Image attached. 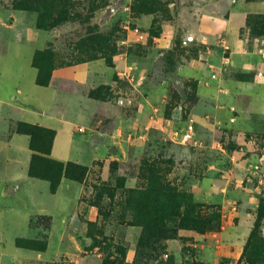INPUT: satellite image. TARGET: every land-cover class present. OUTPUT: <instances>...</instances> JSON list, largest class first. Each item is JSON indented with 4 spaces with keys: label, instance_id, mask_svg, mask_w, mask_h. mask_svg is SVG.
Returning <instances> with one entry per match:
<instances>
[{
    "label": "rangeland",
    "instance_id": "374dc122",
    "mask_svg": "<svg viewBox=\"0 0 264 264\" xmlns=\"http://www.w3.org/2000/svg\"><path fill=\"white\" fill-rule=\"evenodd\" d=\"M28 1L24 6L25 2L0 0V52L8 39L34 47L32 66L40 71L43 82L58 93L50 113L73 121L75 129L91 130L90 144L103 142L105 137L99 139L96 133L110 134L118 116L129 119L127 123L135 129L132 135L127 132L131 139L124 138L121 153L108 148L119 160L106 162L105 173L101 161L90 169L85 167L88 172L80 182L83 191L78 214L72 215L73 227L68 229L73 228V232L62 237L68 246L50 262L36 264H264L261 90L251 93L261 131L238 134L235 129L229 131L219 125L215 136H208L210 131L205 129L197 135L196 143L180 146L171 142L167 134L172 127L180 129V121L194 120L189 108L197 100L199 81L179 78L174 70L191 58L201 59L199 52L206 49L205 45L187 42L179 31L176 35L166 33L174 37L172 48L154 56L155 65L154 60L146 65L148 82L168 83L166 105L161 114L148 115L147 119L140 115L136 122L141 95L126 79L114 76L107 81L95 77L89 85L81 86L71 78L73 65L83 61L104 58L111 65L119 55L147 57L152 52V37L162 31L157 21L139 24L141 20H137L142 15H154L158 18L155 20L169 17L172 21V12L183 0ZM228 2L225 18L239 5L252 3L256 8L238 18L243 24L234 47L229 46L227 36L219 37L223 56L229 59V51L244 47L255 59L249 72H230L229 67L222 70V77L262 82L264 90V0ZM134 30L137 37L130 34ZM219 88L223 95V88ZM245 121L249 123L247 118ZM30 125L12 124L11 133L26 140L28 176L31 173L29 177L47 182L50 190L57 170L51 173L37 168L43 160L48 163L57 161L56 156L63 157L66 139L59 134L52 142L56 152L52 153L51 146L45 158L50 140L43 138L45 134L41 140L40 132L31 131L33 126H42ZM39 143L38 149L35 145ZM34 162L37 168L30 169ZM50 177L53 179L48 180ZM86 205L95 207L94 222L84 219ZM28 213L31 230L26 237L18 238L25 242L20 248L42 251L39 243L46 247L51 218L37 215V210ZM54 228L53 234L57 235L58 225L54 224ZM27 240L33 241L31 246L26 245L30 242Z\"/></svg>",
    "mask_w": 264,
    "mask_h": 264
},
{
    "label": "crops",
    "instance_id": "0c3cea01",
    "mask_svg": "<svg viewBox=\"0 0 264 264\" xmlns=\"http://www.w3.org/2000/svg\"><path fill=\"white\" fill-rule=\"evenodd\" d=\"M229 7L228 0H183L181 5L176 6V12H172V21L169 17L159 21L155 20L158 18L154 15H142L137 20H141L139 24H151L154 20L162 31L159 36L152 37V52L147 57L119 55L112 60L111 65L104 58L76 63L71 70L72 81L77 85L87 86L95 77L107 81L114 76L124 78L141 95L135 122L140 115L141 119H147L148 115L152 117L161 114L167 102L168 83L148 82L146 65H150L153 60L152 65H155L157 59L154 56L172 48L174 37L166 36V33L174 32L176 35L179 31L178 34L184 35L183 39H190L187 42L195 41L206 48L199 52L202 57L200 60L191 58L190 61L178 64L174 70L179 78L199 81L196 88L197 100L189 108L194 119L196 137L205 129L210 131L208 136H215L219 125H225L229 131L235 129L238 134L254 135L262 130V123L259 122V113L251 105L254 100L251 93L261 90L264 95L262 82L236 80L230 75L222 77V70L229 67L230 72H249L254 55L241 47L232 53L229 51V63L223 65L222 59L225 56L218 40L221 35H225L229 46L234 47L239 28L243 24V20L238 18L244 13L253 12L256 6L252 3L239 5L231 9L228 18H225L224 14ZM136 33L137 30L130 32L132 36H136ZM2 34L0 29V38ZM122 43L125 44L124 41ZM34 52L32 45L14 39H8L4 50L0 52V264H36L43 260L50 262L58 257L62 253L59 251L68 246L62 237L64 233L73 232V228L68 229L69 226L73 227L71 218L74 213L78 214L80 194L83 191L81 183L62 178L55 193H51L47 182L29 177L26 140L11 133L12 124L23 122L53 130L54 141L59 134L66 139L63 150L65 155L56 156L57 161L72 162L89 169L101 161L103 173L107 171L106 162L119 160L118 155L108 148H116L117 153H121L126 144L124 138L129 141L135 130L127 123L129 119L118 116L110 134L96 133L99 139L105 137L103 142L90 144L91 130L86 132L82 127L75 129L77 124L73 121L52 115L50 112L58 93L50 86L36 84L37 70L32 66ZM212 74L216 77L212 78ZM219 87L223 88V95L219 94ZM230 111L236 114L230 116ZM246 118L250 124L245 121ZM186 120L180 121V129L184 127ZM176 129L172 127L168 132ZM54 152L56 150L52 146V153ZM250 159L253 160L252 154ZM31 210L39 211L37 215L51 218L49 237H46V247L42 251L23 249L15 243L16 239L26 237L31 230V214L28 213ZM84 219L88 222L96 220L94 206L86 205ZM54 224L55 227L58 225L57 235L53 234Z\"/></svg>",
    "mask_w": 264,
    "mask_h": 264
},
{
    "label": "trees",
    "instance_id": "16d2710c",
    "mask_svg": "<svg viewBox=\"0 0 264 264\" xmlns=\"http://www.w3.org/2000/svg\"><path fill=\"white\" fill-rule=\"evenodd\" d=\"M16 1L17 2L20 1V3L25 2L24 6L26 5L27 2H30L28 0H16ZM42 79H44L42 77V74L40 73V71L37 70V75H36V80H35L36 84L39 85V86L46 87L47 86V82L46 81L43 82ZM21 123H23V122H21ZM37 128H39V129H36V127L33 126V128H32L33 130H31V131L40 132L41 133V140H42L43 134H45L43 136V138L46 136L50 140V149L48 150V155H47V153H44V155H47V156H44L46 158V157H48L50 155L52 142H53V139L55 137V132L53 130H50V129H47V128H43V127H37ZM41 143H39V144H37L35 146H37L38 149H39ZM40 151H45V150H40ZM43 161H41L42 163L40 164L39 168L36 167L35 162L32 163V166L30 167V169H33L35 167V168H37V169H39L41 171H48V172L51 171V173H54V170H57V175H56L57 178H56V180L54 182H50V192L51 193H55V191H56V189H57V187H58V185H59V183H60L62 178H66V179H69V180L77 181V182L80 183V182H82L84 180V178H85V176H86V174L88 172V169H86L85 167H83L81 165H78V164H75V163H72V162L62 163L60 161L52 160L51 162H48L49 163L48 164V163H44ZM29 176H31V173L29 174ZM33 176H35V175H33ZM35 178H37V176H35ZM49 179L51 180V179H53V177L48 178V180ZM27 241H30V242H28V244H26V245L31 246V243L33 241H31V240H27ZM15 243H16V245L18 247H23V245L25 244L24 240H22V239L16 240ZM39 245H40L39 250H44L45 244L44 243L43 244L39 243Z\"/></svg>",
    "mask_w": 264,
    "mask_h": 264
},
{
    "label": "built area",
    "instance_id": "2783aa9c",
    "mask_svg": "<svg viewBox=\"0 0 264 264\" xmlns=\"http://www.w3.org/2000/svg\"><path fill=\"white\" fill-rule=\"evenodd\" d=\"M221 41V40H218ZM221 43V42H219ZM225 50L228 49L227 47L224 48ZM227 57H223L222 62L225 65L228 60ZM212 78H215L216 75L212 74ZM169 140L173 143L187 145L191 143H196V132L194 128V121L192 119H187L185 125L180 130H172L167 134Z\"/></svg>",
    "mask_w": 264,
    "mask_h": 264
},
{
    "label": "water",
    "instance_id": "95a60500",
    "mask_svg": "<svg viewBox=\"0 0 264 264\" xmlns=\"http://www.w3.org/2000/svg\"><path fill=\"white\" fill-rule=\"evenodd\" d=\"M187 40L189 41L190 39L188 38Z\"/></svg>",
    "mask_w": 264,
    "mask_h": 264
}]
</instances>
